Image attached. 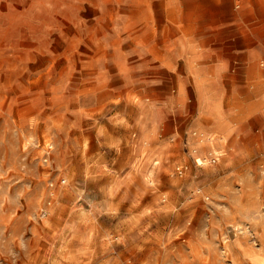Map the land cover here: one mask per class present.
<instances>
[{"label":"rangeland","instance_id":"1","mask_svg":"<svg viewBox=\"0 0 264 264\" xmlns=\"http://www.w3.org/2000/svg\"><path fill=\"white\" fill-rule=\"evenodd\" d=\"M0 264H264V0H0Z\"/></svg>","mask_w":264,"mask_h":264},{"label":"bare ground","instance_id":"2","mask_svg":"<svg viewBox=\"0 0 264 264\" xmlns=\"http://www.w3.org/2000/svg\"><path fill=\"white\" fill-rule=\"evenodd\" d=\"M214 151H215V149H214Z\"/></svg>","mask_w":264,"mask_h":264}]
</instances>
